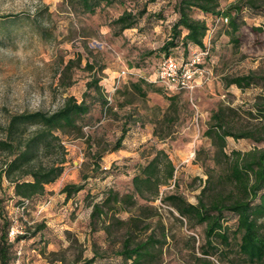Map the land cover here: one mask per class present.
Instances as JSON below:
<instances>
[{
    "label": "rangeland",
    "instance_id": "obj_1",
    "mask_svg": "<svg viewBox=\"0 0 264 264\" xmlns=\"http://www.w3.org/2000/svg\"><path fill=\"white\" fill-rule=\"evenodd\" d=\"M112 1L88 13L70 0H0V139L11 115L52 112L69 97L78 102L84 98L91 107L78 120L80 132L56 134L63 153L53 147L37 160L47 166L65 158L62 174L45 185L44 194L18 204L13 186L0 176V213L11 221L9 264H84L91 258L92 264H130L118 251L129 228L123 223L131 217L140 219L132 227L134 238L166 236L155 264H200L204 227L181 218L162 198L174 193L196 204L208 175L222 174L223 165L214 160L216 145L206 134L218 108L225 110L230 128L264 135V118L255 107L262 102L263 85L241 89L225 82L250 72L264 76V13L242 10L235 45L227 22L193 10L191 16L208 25L203 46L190 48L205 50V75L193 90L173 92L149 81L162 59L188 55L181 44L168 55L161 49L177 17L175 0ZM236 1L219 0L220 9ZM125 11L146 12L133 28L119 31L113 21ZM94 78L106 104L94 87H86ZM134 83H140L144 97L133 90ZM122 128L121 148L112 151ZM262 147L264 142L227 137L224 151ZM159 150L175 167L159 197L153 202L136 198L130 207H103L101 220L91 223L93 205L102 203L110 190L119 196L131 192L132 177ZM5 160L0 153V168ZM67 184L82 189L66 198L62 189ZM217 184L218 191L227 188ZM225 218L232 245L225 250L214 240L224 261L211 259L245 264L236 252V217ZM16 235L21 238L15 240Z\"/></svg>",
    "mask_w": 264,
    "mask_h": 264
},
{
    "label": "trees",
    "instance_id": "obj_2",
    "mask_svg": "<svg viewBox=\"0 0 264 264\" xmlns=\"http://www.w3.org/2000/svg\"><path fill=\"white\" fill-rule=\"evenodd\" d=\"M77 3L88 13H94L101 6L112 4V0H70ZM246 8L256 13H264V0H237L227 9L221 10L219 0H175L174 10L177 15L170 28V37L161 49L168 55L172 48L181 44L183 49L202 47L208 25L204 20L191 16L193 10L204 15L216 17L227 22L230 40L238 45L236 34L242 23L241 12ZM146 11L132 13L123 12L113 24L119 31L133 28L139 18ZM170 56V55H168ZM167 56V57H168ZM179 57H183L182 55ZM187 57V56H186ZM183 57V58H186ZM99 79L94 78L87 82V89L94 87L99 100L106 104L102 90L98 85ZM227 85H235L245 89L252 84L261 83L264 87V76L250 72L246 75L233 76L225 79ZM132 88L141 96H145L140 83H134ZM86 96V93L83 94ZM262 102H257L256 108L264 118V96ZM173 104L171 103V106ZM90 104L83 98L77 101L73 97L67 98L64 103L52 112L34 111L23 112L9 116L7 123L1 130L4 132L0 139V153L5 154L6 160L0 168V176H4L13 186V197L18 204L29 202L35 197L44 194L45 185L56 181L63 172L65 158L63 155L54 163L44 166L37 160L44 151L57 147L63 153V146L57 133L68 134L80 132L78 120L89 113ZM207 135L216 145L215 163L222 164V174H209L205 187L201 190L196 204L188 203L181 195L167 194L162 201L173 208L177 214L188 221L204 227L205 245L201 247L200 264H215L211 259L218 256L222 260V249L214 245V240L225 250L230 249L232 243L229 237V227L226 225L225 214L236 217V252L238 260L245 264L264 263V147L247 152L224 151L226 138L249 139L264 142V135L259 132L236 131L227 124V114L224 109L218 108L212 113ZM32 128L28 135L27 130ZM126 129L115 140L112 151L121 148ZM175 167L168 155L159 150L132 177V191L122 196L112 190L108 191L102 203H95L90 215L91 223L101 220L103 207L113 209L117 205L130 207L136 204V198L146 202L155 201L160 195V188L167 185L174 178ZM217 182L226 185L223 191L217 190ZM82 189L81 185L67 184L62 192L66 198ZM0 264H9L11 261L13 241L8 234L11 221L6 213H0ZM140 219L131 217L123 223L129 227L127 236L123 240L118 255L124 263L155 264L162 254V245L166 236L157 238L150 233L140 238H134L132 227ZM21 236L16 235L15 240ZM219 261V262H220ZM94 258L86 260L84 264H92Z\"/></svg>",
    "mask_w": 264,
    "mask_h": 264
},
{
    "label": "built area",
    "instance_id": "obj_3",
    "mask_svg": "<svg viewBox=\"0 0 264 264\" xmlns=\"http://www.w3.org/2000/svg\"><path fill=\"white\" fill-rule=\"evenodd\" d=\"M203 48L190 50L186 58L168 56L156 67L154 78L149 81L158 83L170 91H191L205 75L202 67ZM124 74V73H123ZM116 84L113 82V85Z\"/></svg>",
    "mask_w": 264,
    "mask_h": 264
}]
</instances>
